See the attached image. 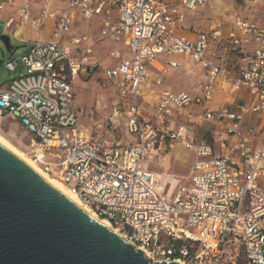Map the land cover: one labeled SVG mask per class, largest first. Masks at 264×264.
Wrapping results in <instances>:
<instances>
[{"label":"built area","instance_id":"2783aa9c","mask_svg":"<svg viewBox=\"0 0 264 264\" xmlns=\"http://www.w3.org/2000/svg\"><path fill=\"white\" fill-rule=\"evenodd\" d=\"M211 1L26 0L7 30L31 24L49 38L32 43L22 70L15 53L6 60L20 75L0 88V116L19 120L32 137L35 163L153 262L210 264L234 253L233 264H264V23L235 13L207 33L186 35L185 15ZM92 24L100 39L125 48L111 50L114 64L102 71L117 100L88 125L75 104V83L101 67L91 38L78 34ZM168 57L187 62L168 60L171 68L204 72L195 95L156 90L165 74L160 60ZM191 106L197 111L186 113ZM197 120L215 129L217 145L197 139ZM120 125L132 141L116 140ZM166 141L196 156L172 197L141 168Z\"/></svg>","mask_w":264,"mask_h":264},{"label":"rangeland","instance_id":"374dc122","mask_svg":"<svg viewBox=\"0 0 264 264\" xmlns=\"http://www.w3.org/2000/svg\"><path fill=\"white\" fill-rule=\"evenodd\" d=\"M8 1L9 0H0V3L5 2L7 4L5 6L6 9L0 11V15L16 14L17 10L26 0H11V3H8ZM235 13L245 20L264 23V0H212L205 8L196 12H188L185 15V28L183 27L184 33L190 37L203 32L207 33L213 29L215 25L224 21L226 16L234 15ZM17 25L24 26L28 31L33 30L31 24L21 25L17 22L7 30L6 21L4 20L0 21V35L9 37L10 47L13 50L17 49L13 58L18 59L19 69L22 70L23 65L20 58L28 51L31 43H21L12 35V31ZM36 33L42 35L41 39L49 38L48 31L43 33L36 31ZM78 34H87L91 38L94 53L99 60V63H101V67L93 76L88 78L83 77L84 79L75 83V104L81 112V120L85 124L92 125L102 119L104 111L110 113L112 104L117 100L113 95L112 85L105 80L102 71L105 67H110L114 64V60L110 58L111 50L115 48L123 50L125 47L123 43L118 44L109 39H100L99 28L96 24L90 25L86 30L81 27ZM25 35L24 38H27V34ZM2 50H5V46L0 40V60L3 58ZM4 58L5 62L0 66V88L6 85L11 79L17 78L20 75V73L9 72L5 67L6 60L12 58L10 57V53L5 51ZM168 60H181L185 65L187 63L184 59L179 57H168L160 60L165 70V74H161L162 83L160 89L173 94L185 92L191 96L195 95L205 82L204 72L200 71L194 65L171 68L166 64ZM151 76L152 78L155 77L154 74ZM240 94L242 96L245 95L243 91ZM209 104L210 107L218 108L224 103L219 101L216 102L215 105L214 103ZM191 107L192 108H187V110L185 109L184 111L186 113L193 112V108L196 106ZM194 111H197V109L194 108ZM143 113L145 116H148L147 110L143 111ZM197 121L195 123L199 124H194L193 128L197 139L203 138L205 134H210V132L215 130L208 124H200L199 120ZM156 124L157 123H155V126ZM167 126L168 124L164 127L166 128ZM0 134L7 138L16 148L33 159V149L31 148L32 137L26 131L25 127L21 125L19 120L14 121L9 117L0 116ZM115 135L117 136L116 140L118 142L126 143L132 141V137L127 134L123 125H120L118 132H116ZM211 142L217 145L214 139H212ZM155 150L156 151L145 156L141 168L152 173L161 174L162 177L158 175L160 181L159 192L160 194H166V196L172 197L178 188L186 183V178L191 173L192 167L196 161V156L192 151L187 150L181 142H174L172 149L169 148L168 141L163 143L162 146L156 144ZM49 175L53 178L59 179L57 176ZM234 262V253H227L220 259H213L210 264H233ZM238 263H240V259H238Z\"/></svg>","mask_w":264,"mask_h":264},{"label":"water","instance_id":"95a60500","mask_svg":"<svg viewBox=\"0 0 264 264\" xmlns=\"http://www.w3.org/2000/svg\"><path fill=\"white\" fill-rule=\"evenodd\" d=\"M0 40L1 66L17 49ZM0 264L180 263L153 262L0 145Z\"/></svg>","mask_w":264,"mask_h":264},{"label":"bare ground","instance_id":"6f19581e","mask_svg":"<svg viewBox=\"0 0 264 264\" xmlns=\"http://www.w3.org/2000/svg\"><path fill=\"white\" fill-rule=\"evenodd\" d=\"M22 31V30H21ZM19 35L18 33H16ZM0 145L3 146L6 150H8L10 153H12L14 156H16L18 159H20L22 162H24L28 167H30L37 175H39L44 181H46L50 186L55 188L57 191H59L61 194H63L66 198H68L72 203L80 207L82 210H84L86 213H88L92 218L95 220H99L102 224H104L107 228L111 229L115 233L119 234L118 230L113 229L111 224L106 220H100L98 219L88 207L83 206L78 199L71 193L70 189L65 185L62 181L59 179L51 177L47 172H45L40 166L35 163L33 159H31L26 153L20 151L18 148H16L7 138H5L3 135L0 134ZM156 151V150H155ZM157 178L158 175L162 177L161 174L154 173ZM144 251V250H143ZM147 257H150L149 252L144 251ZM181 264L180 261H177Z\"/></svg>","mask_w":264,"mask_h":264},{"label":"crops","instance_id":"0c3cea01","mask_svg":"<svg viewBox=\"0 0 264 264\" xmlns=\"http://www.w3.org/2000/svg\"><path fill=\"white\" fill-rule=\"evenodd\" d=\"M6 9V7H4V10ZM3 10V11H4ZM12 15V14H7V15H0V21H7L8 20V17ZM22 30V31H21ZM16 33H18L19 35H17ZM25 34H27V38H24V36H26ZM12 35L18 39L19 42L21 43H24V44H27L28 42L32 43L35 42V41H38V40H41L42 38V35L41 34H38L36 33V31L33 29L32 31H28L24 26H19L17 25L14 30L12 31ZM30 48V47H29ZM156 78V75L154 78H152L151 76V79H155ZM156 90L159 91V92H165V91H162L160 89V86L156 87ZM222 101V100H221ZM18 126H20L18 123H16Z\"/></svg>","mask_w":264,"mask_h":264},{"label":"trees","instance_id":"16d2710c","mask_svg":"<svg viewBox=\"0 0 264 264\" xmlns=\"http://www.w3.org/2000/svg\"><path fill=\"white\" fill-rule=\"evenodd\" d=\"M203 138H209L210 141L212 140V137L210 136L209 133H207V135L205 134V135L203 136Z\"/></svg>","mask_w":264,"mask_h":264}]
</instances>
